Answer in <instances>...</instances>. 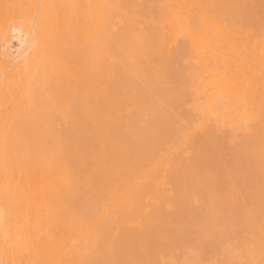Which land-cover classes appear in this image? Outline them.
I'll return each mask as SVG.
<instances>
[{
  "label": "bare ground",
  "instance_id": "obj_1",
  "mask_svg": "<svg viewBox=\"0 0 264 264\" xmlns=\"http://www.w3.org/2000/svg\"><path fill=\"white\" fill-rule=\"evenodd\" d=\"M155 1L0 0V264H264V0Z\"/></svg>",
  "mask_w": 264,
  "mask_h": 264
},
{
  "label": "rangeland",
  "instance_id": "obj_2",
  "mask_svg": "<svg viewBox=\"0 0 264 264\" xmlns=\"http://www.w3.org/2000/svg\"><path fill=\"white\" fill-rule=\"evenodd\" d=\"M147 3H149V4H152V5H154L155 7L154 8H156L157 7V5H158V3L155 1V0H145ZM154 10V9H153ZM154 13V12H153ZM185 61L184 60H182V61H179V62H177L176 63V66L177 67H182L185 63H184ZM181 70V69H180ZM166 88H168V87H166ZM179 156V157H178ZM177 156V158L178 159H180V158H182L183 156L182 155H178ZM181 156V157H180Z\"/></svg>",
  "mask_w": 264,
  "mask_h": 264
}]
</instances>
